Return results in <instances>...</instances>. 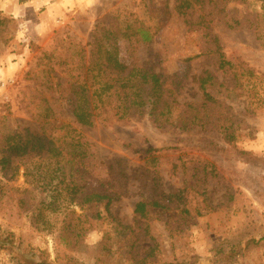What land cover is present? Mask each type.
<instances>
[{
    "label": "rangeland",
    "instance_id": "rangeland-1",
    "mask_svg": "<svg viewBox=\"0 0 264 264\" xmlns=\"http://www.w3.org/2000/svg\"><path fill=\"white\" fill-rule=\"evenodd\" d=\"M106 31L174 91L166 123H74ZM22 129L50 153L13 150ZM0 234V264H264V0H0Z\"/></svg>",
    "mask_w": 264,
    "mask_h": 264
},
{
    "label": "trees",
    "instance_id": "trees-1",
    "mask_svg": "<svg viewBox=\"0 0 264 264\" xmlns=\"http://www.w3.org/2000/svg\"><path fill=\"white\" fill-rule=\"evenodd\" d=\"M98 27V26H97ZM143 44L150 42V36L142 29L138 31ZM104 37H92L90 42L89 60L81 65V73L75 77L71 85L75 89L74 96L68 99L72 117L75 124L82 127H93L96 122L104 126L122 121H128L133 116L149 115L156 122H165V117L171 113L174 91L164 86V81L158 75L152 74L144 67H125L118 61L117 50L110 32H105ZM105 40L103 45H94V42ZM219 51L218 47H216ZM219 67L227 65L223 55L218 53ZM195 84L205 102H212L208 90L213 85L212 74L205 71L196 79ZM46 131L40 129V134H35L28 129L13 132L9 137L13 140V150L20 155L38 152L46 156L50 149L46 147ZM118 163H120L118 161ZM117 163V164H118ZM90 197L96 203L106 199L98 193H91ZM90 198V200H91ZM149 207H157L156 201L152 203L138 202L134 206V217L145 219ZM8 234H0V248L3 244H10ZM151 248H149L150 250ZM149 257V256H148ZM148 259L146 264H151ZM35 264V263H32ZM36 264H57L44 259ZM70 264V263H67Z\"/></svg>",
    "mask_w": 264,
    "mask_h": 264
}]
</instances>
